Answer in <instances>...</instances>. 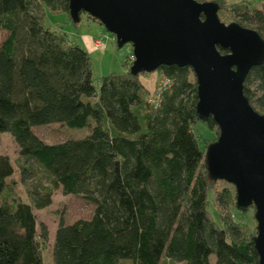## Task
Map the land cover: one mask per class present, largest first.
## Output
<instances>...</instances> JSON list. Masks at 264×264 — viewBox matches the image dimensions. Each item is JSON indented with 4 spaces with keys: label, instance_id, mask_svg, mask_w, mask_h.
<instances>
[{
    "label": "trees",
    "instance_id": "trees-1",
    "mask_svg": "<svg viewBox=\"0 0 264 264\" xmlns=\"http://www.w3.org/2000/svg\"><path fill=\"white\" fill-rule=\"evenodd\" d=\"M214 1L220 20L226 16L264 39V6ZM44 9L72 22L66 0H0V134H10L20 158L33 161L49 182L27 190L29 202L13 197L4 190L14 167L0 153V264H42L48 233L44 225L37 230L34 210L48 207L56 188L93 212L71 224L60 219L53 264H258L256 230L236 208L232 186L208 177L210 141L200 145L194 130L201 120L191 69L158 67L165 85L152 102L139 77L147 73L133 75L131 63L95 86L88 52L46 27ZM243 92L264 114V63L250 69ZM201 122L218 134L211 118ZM51 123L89 132L49 144L33 129ZM20 171L25 179L34 173L24 165Z\"/></svg>",
    "mask_w": 264,
    "mask_h": 264
},
{
    "label": "water",
    "instance_id": "water-1",
    "mask_svg": "<svg viewBox=\"0 0 264 264\" xmlns=\"http://www.w3.org/2000/svg\"><path fill=\"white\" fill-rule=\"evenodd\" d=\"M66 1L73 23L85 13L115 37L117 47L131 46L133 75L162 65L191 69L196 114L204 122L211 118L218 131L205 149L208 177L234 187L238 210L254 208L253 243L258 264H264V114L243 92L250 69L264 63V39L251 28L222 22L213 1Z\"/></svg>",
    "mask_w": 264,
    "mask_h": 264
},
{
    "label": "rangeland",
    "instance_id": "rangeland-1",
    "mask_svg": "<svg viewBox=\"0 0 264 264\" xmlns=\"http://www.w3.org/2000/svg\"><path fill=\"white\" fill-rule=\"evenodd\" d=\"M214 0H202V2ZM227 4L233 2H239L241 0H227ZM251 1L258 8L264 6V0H246ZM222 22L228 24L229 19L223 16ZM221 19V20H222ZM43 21L46 27L58 34L66 35L71 41L77 42L82 45L89 54L90 69L94 84L97 86V81L101 76L109 73H124L132 64V49L129 44H125L122 47H117L115 37L107 32L104 27L96 20L90 18L87 14L82 13L80 20L77 23H72L67 14L55 13L47 9L43 12ZM5 32H0V41L3 39ZM96 39L102 40L105 47L98 48L94 42ZM140 80L145 86L148 94L146 100L152 102L157 98V94L160 92L162 86L165 85V81L159 77L155 72L139 75ZM195 132L200 136V145L204 139L207 142L212 143L217 139L218 134L211 131L203 122L197 121L194 125ZM33 131L39 138L49 144L58 143L69 139H79L86 136L89 132L87 127L72 128L61 123H51L45 126L34 127ZM214 140V141H213ZM0 153L5 154L10 159L14 172L6 179V191H10V194L14 197L21 199L23 202H29L27 197V190L33 188L36 185L47 186L49 184L45 174L39 169V167L33 161L24 162L19 156L18 146L14 142L10 134L4 132L0 134ZM25 167L34 170V173L27 172L28 179L21 176L20 167ZM232 186V185H231ZM221 184L216 188L221 189ZM233 192L235 195L234 187ZM208 210L211 212L213 220L218 219L216 207L214 205V191L208 193ZM93 212V206L74 195H63L60 188L53 190L51 204L40 210H34L37 220V230L41 225H44L47 229L48 237L46 242L42 245V264H53L51 245L53 243V237L55 229L60 221L64 224H71L76 220H87L91 217ZM234 212V211H232ZM246 217L244 220L247 222L250 229L256 230V223L253 218L254 208L250 206L245 211ZM235 218H237V213ZM210 260L213 262L214 257L211 256ZM123 264H130L129 260H124Z\"/></svg>",
    "mask_w": 264,
    "mask_h": 264
},
{
    "label": "built area",
    "instance_id": "built-area-1",
    "mask_svg": "<svg viewBox=\"0 0 264 264\" xmlns=\"http://www.w3.org/2000/svg\"><path fill=\"white\" fill-rule=\"evenodd\" d=\"M95 46H97L98 48H104L105 47V44L102 42V40L100 39H96L95 42H94Z\"/></svg>",
    "mask_w": 264,
    "mask_h": 264
}]
</instances>
